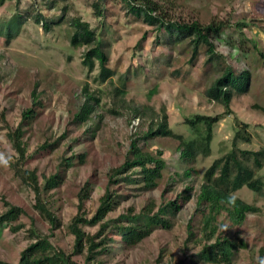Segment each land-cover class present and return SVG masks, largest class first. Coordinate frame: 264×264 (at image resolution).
Masks as SVG:
<instances>
[{
	"label": "rangeland",
	"instance_id": "1",
	"mask_svg": "<svg viewBox=\"0 0 264 264\" xmlns=\"http://www.w3.org/2000/svg\"><path fill=\"white\" fill-rule=\"evenodd\" d=\"M154 1L170 21L223 23L220 38L214 41L217 59H210L204 45L194 59L189 37L158 30V24L134 16L124 0H5L0 5V157L8 161L0 162V213L6 211L7 203L24 211L16 222L23 225L19 231L12 232L8 224L0 227V259L17 264L21 252L37 241L29 233L33 227L38 237H50L57 250L87 264V250L76 251L68 226L79 211L81 190L89 183L91 191L83 207L87 218L96 213L108 186L118 198L106 218L110 222L105 235L112 253L88 264H213L199 258L201 246L196 235H190V227L199 218L197 195L213 162L232 151L239 157L243 151H264V59L260 55L264 52V0ZM37 18L50 23V29L45 30ZM73 18L89 23L95 31L112 77L101 78L98 62L92 69L83 65L89 47L71 45ZM227 67L236 74L250 72L247 92L234 90L229 108L207 97V90ZM90 96L98 102L89 100ZM88 101L93 107L88 121L75 123ZM29 109L35 117L24 123L22 140L29 156L23 168L36 170L41 185L55 174L61 179L57 187L43 192L63 223L54 231L34 209L33 193L9 163L17 154L8 133ZM196 114L219 121L210 155L198 156L193 164L181 161L176 138L144 139L147 131L156 130L166 119L175 133L191 140L184 119ZM135 140L153 156L163 152L166 168L154 189L145 188L138 168L118 176L114 185L110 180L112 169L131 159L129 149ZM48 143L52 146L35 154ZM70 158L73 165L67 166ZM246 163L253 167V157ZM189 168L191 177H185ZM255 177L264 181V165ZM235 194L260 210L248 214L242 225L226 219L220 231L234 234L236 241L247 245L234 253L233 264H260L264 188L255 192L243 186ZM187 195L190 198L185 200ZM170 201L181 207L175 217L165 214L173 221L171 228L154 227L138 243L121 240L115 226L128 224L118 220L121 215L139 214L151 205L153 214ZM83 230L95 235L99 225H85Z\"/></svg>",
	"mask_w": 264,
	"mask_h": 264
},
{
	"label": "trees",
	"instance_id": "2",
	"mask_svg": "<svg viewBox=\"0 0 264 264\" xmlns=\"http://www.w3.org/2000/svg\"><path fill=\"white\" fill-rule=\"evenodd\" d=\"M127 3L131 13L137 18L144 19L148 24H158V30H164L169 34H177L178 37L185 36L191 39L193 46V58L195 59L199 53L201 46L207 47V52L212 59L216 53L214 41L220 38L223 23H211L209 25H201L198 22L178 23L170 21L161 7L154 0H124ZM5 0H0V5H4ZM97 16H101V10L98 4L95 5ZM37 23H41L45 30L50 29V23L44 19H36ZM243 26V24H241ZM72 35L70 43L74 47L87 46L88 50L83 57V65L92 69L98 62L101 78L107 79L114 75L108 67V56L102 50L97 41L95 31L90 28L89 23L80 18H73L71 22ZM264 59V52L260 53ZM218 56V55H216ZM215 56V58H216ZM217 59V58H216ZM250 81V72L242 71L236 74L230 67H227L222 75L214 81L207 90V97L211 100L220 102L229 108L233 97V91L238 93L247 92ZM89 100L98 102V99L91 97ZM91 101L86 102L79 113L76 114L75 123H85L88 121L90 114L93 112ZM35 117L32 109L26 110L22 114V121L16 129H11L8 133L9 139L13 144L16 156L9 161L15 174L20 176L24 184L29 188L34 196L33 207L39 214L50 224L51 230L60 229L63 226L62 221L52 212L49 205L43 198V192L50 191L57 187L61 179L55 174L45 178L44 184L41 185L36 170L24 169L28 153L23 143L24 123L29 122ZM219 121L218 117L196 114L192 117L184 119V124L191 131V140H188L183 134H178L171 129L167 120L158 124L156 130H149L144 134V139L153 138L156 135L172 136L176 138L180 147V159L183 162L195 163L198 156H209L211 152V142L213 139L214 126ZM94 136V135H93ZM56 144V143H55ZM52 146V144H44L37 148L35 154L38 155L42 151ZM129 153L132 156L122 166L112 169L110 180L114 185L118 180V176L126 174L133 168H138L141 174L144 186L147 190L154 189L157 181L162 177V171L166 168V163L162 158L163 152L158 151L156 156L150 152H144L139 147L137 141H133L130 145ZM72 156H75L74 154ZM253 157V167L246 162ZM81 161L84 160L82 155L79 156ZM67 166L73 165V159H68ZM264 165V151L250 153L242 152L239 157L235 151L228 153L225 157L217 159L208 168L205 173V183L197 195V210L199 218L196 224L191 228L190 235H196V242L201 246L199 258L205 262L213 264H233V255L240 247H247L244 241H236L233 235L222 234L220 229L224 226L225 220H229L233 225H242L248 214L259 212V208L243 201L235 193L243 186L250 190L260 192L264 188V181L255 177L257 169ZM192 169L185 171V177H191ZM108 186L105 195L100 199V205L92 218H87L83 212L84 201L89 197L91 186L86 183L80 193L79 211L73 217L71 224L68 226L69 232L74 236L75 249L77 252L87 250V264L97 257L112 253V246L108 247L105 231L109 222L106 218L113 211L117 198ZM185 200L190 195L184 197ZM5 212L0 213V227L8 224L12 232H17L23 227L22 224L16 222L20 219L24 211L21 207L6 204ZM154 209V205L144 209L139 214L127 213L121 215L118 220L127 221V225H116L115 229L119 232L121 240L128 243H138L149 236L154 227L171 228L173 221L166 219L165 214L175 217L181 207L174 201L168 202L164 207L156 213L150 214ZM116 221V220H115ZM113 221H111L112 223ZM85 225H99V231L95 235L87 234L83 230ZM196 232H199V238ZM29 233L32 237H36L37 241L25 248L20 255L17 264H80L73 260V256L67 255L62 250H57L50 241V237H38L33 227H30ZM97 239L99 241H97ZM0 264H14L0 259ZM180 264H184L183 262Z\"/></svg>",
	"mask_w": 264,
	"mask_h": 264
},
{
	"label": "clouds",
	"instance_id": "3",
	"mask_svg": "<svg viewBox=\"0 0 264 264\" xmlns=\"http://www.w3.org/2000/svg\"><path fill=\"white\" fill-rule=\"evenodd\" d=\"M0 162L7 164L8 161L4 159L3 157H0ZM260 264H264V258H261Z\"/></svg>",
	"mask_w": 264,
	"mask_h": 264
}]
</instances>
